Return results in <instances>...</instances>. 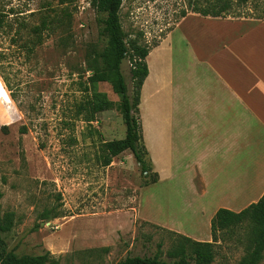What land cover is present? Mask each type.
I'll return each instance as SVG.
<instances>
[{"label": "rangeland", "instance_id": "obj_1", "mask_svg": "<svg viewBox=\"0 0 264 264\" xmlns=\"http://www.w3.org/2000/svg\"><path fill=\"white\" fill-rule=\"evenodd\" d=\"M221 1L231 6L225 17L264 19V0ZM215 2L124 0L122 25L128 36L153 46L184 11ZM0 13V217L14 213L12 229L3 234L7 249L18 256L49 251L62 264H116L158 253L171 260L177 235L145 221L149 214L204 234V214L196 213L193 195L143 188L151 174H142L130 150L102 164L103 142L126 135L121 98L110 82L97 83L96 90L112 107L91 123L78 114L107 43L105 16L94 0H0ZM131 68L126 59L122 72L130 94ZM216 236L212 264H240L249 223Z\"/></svg>", "mask_w": 264, "mask_h": 264}, {"label": "crops", "instance_id": "obj_2", "mask_svg": "<svg viewBox=\"0 0 264 264\" xmlns=\"http://www.w3.org/2000/svg\"><path fill=\"white\" fill-rule=\"evenodd\" d=\"M147 63L140 116L158 174L149 185L165 195L190 192L207 228L194 232L154 214L144 220L211 242L219 209L239 212L264 195V19L188 12Z\"/></svg>", "mask_w": 264, "mask_h": 264}, {"label": "trees", "instance_id": "obj_3", "mask_svg": "<svg viewBox=\"0 0 264 264\" xmlns=\"http://www.w3.org/2000/svg\"><path fill=\"white\" fill-rule=\"evenodd\" d=\"M124 0H94V5L99 12L104 14L103 34L107 37L105 47L98 52L99 66L88 77V83L93 87L89 97L80 104L78 114L89 123L96 120L97 114L112 107V102L103 92L96 90L99 82H110L114 91L120 96V110L126 125V135L121 139L105 141L102 144V164L109 166L113 158L130 150L141 168L144 176V186L158 181V174L153 172V164L145 145L140 116L141 89L149 74L147 57L151 49L158 45H147L140 38H133L125 32L121 20V8ZM231 8L229 3L221 0L212 6L194 8L204 16L225 17ZM184 11L181 17L186 16ZM4 14L0 13V21ZM179 21V19H178ZM177 21V22H178ZM2 54H0L1 56ZM131 63L133 81L132 93L122 72L125 60ZM5 82L6 79L4 78ZM3 193L0 190V210ZM243 221L250 226L249 246L246 255L240 264H260L264 254V195L254 203L239 212L229 209H219L211 222V242L196 241L188 236L174 232L177 241L168 254L171 260H164L160 253L154 256H128L116 264H212L215 258L214 243L217 241V231L230 229ZM14 225V213L7 212L0 217V264H62L54 258L49 251L40 255L18 256L6 247L3 234L9 232ZM82 264H97L85 262Z\"/></svg>", "mask_w": 264, "mask_h": 264}, {"label": "clouds", "instance_id": "obj_4", "mask_svg": "<svg viewBox=\"0 0 264 264\" xmlns=\"http://www.w3.org/2000/svg\"><path fill=\"white\" fill-rule=\"evenodd\" d=\"M4 91V84L3 82H0V92H3Z\"/></svg>", "mask_w": 264, "mask_h": 264}, {"label": "bare ground", "instance_id": "obj_5", "mask_svg": "<svg viewBox=\"0 0 264 264\" xmlns=\"http://www.w3.org/2000/svg\"><path fill=\"white\" fill-rule=\"evenodd\" d=\"M176 214V213H175ZM171 215V214H170ZM177 216V215H176ZM194 222V221H193Z\"/></svg>", "mask_w": 264, "mask_h": 264}]
</instances>
